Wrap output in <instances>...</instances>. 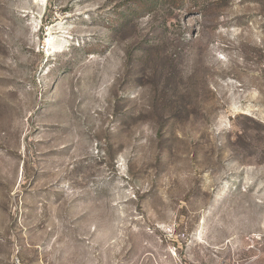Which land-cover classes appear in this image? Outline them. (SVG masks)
Listing matches in <instances>:
<instances>
[{"label":"rangeland","instance_id":"rangeland-1","mask_svg":"<svg viewBox=\"0 0 264 264\" xmlns=\"http://www.w3.org/2000/svg\"><path fill=\"white\" fill-rule=\"evenodd\" d=\"M0 264H264V0H0Z\"/></svg>","mask_w":264,"mask_h":264}]
</instances>
